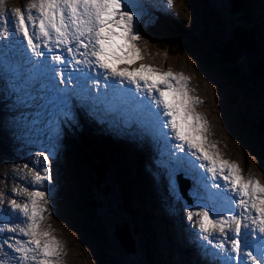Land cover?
I'll list each match as a JSON object with an SVG mask.
<instances>
[{"label":"rangeland","instance_id":"obj_1","mask_svg":"<svg viewBox=\"0 0 264 264\" xmlns=\"http://www.w3.org/2000/svg\"><path fill=\"white\" fill-rule=\"evenodd\" d=\"M247 1L251 7L250 14L253 13V17L259 20H257L258 24H255L259 26L258 37L264 42V18L258 17L259 15L264 16V0ZM26 3V0H6V7L15 9ZM227 3L231 7L229 0H192L191 5H187L184 0H173V9L169 10L164 0L162 6L167 12H170L166 15H164L165 12L161 11V5L158 6L157 3L153 4L154 11L144 8L143 19H146L145 14L150 13L155 19L154 25H156L149 28L139 25V32L144 34L142 37L144 39L141 40L142 44L140 43L139 48L143 59L147 48H150L153 55L152 60L157 67L162 66L164 69L170 67L176 68V70L181 68L194 77L196 92L202 97V103L196 104L194 110L205 120L208 119V123H211L212 137L220 142V151H225L227 158L240 163L244 175L247 174L255 179L258 177V180L264 184V162L260 157V147H264V135L258 136L254 132L255 121L261 117L264 99L262 90L256 83L247 80L248 71L243 65L242 68L245 71L243 70L242 74L245 76L235 80L225 77L222 69L217 65L207 66L206 54L210 52L212 47L219 46L222 40L233 32L231 25H233L234 19L227 15L229 10ZM175 10L181 16L177 19L181 24H184V29L191 30L190 36L177 40V43L182 44V47L185 46L183 50H186V46L188 47V52L168 54L166 49H161L158 46V38L160 37V30L165 29L161 24L162 21L165 23L166 29L176 30L174 25L169 26L172 17L175 19ZM2 43L9 46L10 52H13L17 46H21L19 56L25 51L17 37H12L8 42L0 41V45ZM22 58L26 59L25 53ZM18 65H20L19 58ZM29 68H32V64ZM37 78L44 80V90L38 89L39 91L42 89L41 97L39 93L37 94V101H33L38 102L45 97L49 106L53 105L51 108L53 109V131L55 135L50 137L52 136L49 134L50 129L39 130L34 126L22 127L19 124L21 120L15 122V113L10 112V117L6 121L11 137L0 138V192L6 193L8 191L20 195L18 201L26 202L28 197L26 194H22L24 189L37 190L33 169L36 167L35 162L37 160L42 161V157H36L35 153L47 150L51 153L52 179L44 182L40 189L45 191L47 200V203H42V206L46 208L42 224L48 218L54 219L56 217L54 222L64 230L60 233L63 236L60 242L61 248H65V243H67L68 248L65 249H69L70 252L72 261L68 260V264H196L184 261L186 257L182 253L183 242L187 238H182L185 234L182 231H187L182 227H185L184 225L191 226L190 224L193 223L192 220L188 219V213H184L186 223H184L181 215L175 221L165 214L163 215L166 219L165 222L163 218L160 219L161 216L159 219L155 218V213L163 214L161 203L164 204L166 195H169L171 200L169 206L173 216V212L178 207L173 202H179L183 206L189 205L192 198L197 195L196 190L201 188V184L195 182L178 168H174L171 172H165L160 168V171H157L155 169L156 163L152 157L157 158L158 154L151 148L152 142L142 137L139 138L140 133L138 132L134 139L123 135V139L130 144L129 146L126 143L120 144L122 141H118L117 137L122 140V136L118 131H115L116 138L114 141L111 140V143L118 142V146L122 145L118 148L122 150L113 149L115 147L106 141L104 145L109 148L103 149L109 151L108 179L104 184L99 183L98 187H95L94 183L96 182L94 180L98 173L94 169H90L81 159V154L75 147V145L79 147L78 143L80 142L75 140L72 143L71 140V138L78 140V137H82L78 133L85 132L88 134L85 129H82L89 118L88 116L86 119L83 114L88 111L86 110L84 113L80 109L81 104L75 97L72 98L65 94L57 98L53 97V88L57 86L58 90L64 88L65 85L58 83L59 78L54 77L52 71H46L38 75ZM79 91L77 89L74 94L76 95ZM0 97L6 101L1 88ZM61 99L67 100V107L59 103ZM0 108L4 111L8 109V106L1 104ZM103 115L107 116L104 112ZM97 118L98 115L94 118L95 123ZM247 121L249 124H246ZM104 129L107 130L108 127L98 123L95 125L93 133ZM27 130L33 134L31 138L26 134ZM111 137L113 138V136ZM96 140L99 143L103 142L101 137H97ZM22 141L24 146L21 148L19 144ZM141 150L146 152V161L154 168L153 173L149 175V178L147 177L149 182L144 181L146 174L144 175L143 170L147 171L148 169L141 168L142 162L145 160L141 156ZM26 164L28 167H25ZM129 168H131L133 175L128 170ZM17 170H20L22 175L17 173ZM176 170L179 172H175ZM26 177H30L28 183L25 182ZM138 177L142 180L140 185H138ZM179 183L184 185L185 189L182 190ZM105 185L109 187L110 191L106 194L103 193L106 189ZM115 185L117 188L123 187L120 191L124 192L122 196L127 198L126 206L131 209L130 214L126 212L128 217L118 208L122 202L119 201L120 196L116 192ZM85 189L89 190L90 197L102 204L101 208L95 207L93 209L91 207L88 199L90 197L85 195ZM146 193L153 202L152 207L148 205L149 197L145 195ZM0 199H4V197H0ZM49 201H54V203L49 206ZM196 202L199 201L194 200V206H197ZM169 206H166L165 211H168ZM83 207L85 210L82 209ZM195 209L197 212L200 211L198 207ZM3 219V217L0 218V221ZM199 219H196L194 223L199 224ZM7 223L12 225V220H8ZM121 223H128L131 231L135 227L140 230L139 234L136 230L131 232L135 241V251L129 254L124 252L119 241L113 235L115 228ZM176 225L177 228L175 229ZM195 231L199 241H202L201 232ZM165 232H168V236L165 235ZM25 239L28 238L25 237ZM203 243L205 245L204 241ZM204 245L202 247L204 251L208 250ZM188 247L197 259H201V254L194 250L196 249L194 243Z\"/></svg>","mask_w":264,"mask_h":264},{"label":"snow or ice","instance_id":"obj_2","mask_svg":"<svg viewBox=\"0 0 264 264\" xmlns=\"http://www.w3.org/2000/svg\"><path fill=\"white\" fill-rule=\"evenodd\" d=\"M165 3L172 8L173 0ZM143 15L144 5L140 0H29L15 9L7 8L6 0H0V41L17 37L21 43L26 42L27 63L32 64L28 70L30 75L23 83L13 82V90L20 94L17 99L25 105L35 100L30 85L49 69L59 78L58 83L65 85L58 92L67 93L66 86L80 72L74 66L85 64L105 70V74L97 73L93 80L99 84L102 77L105 89L109 87L107 73L122 78L111 82L113 98L122 104L138 109L150 96L149 114L162 130L171 128L170 133L164 134L165 138L174 134L175 140L180 141L173 147L184 156L170 153L176 165L182 167L187 163L197 172L203 170L204 175L198 179L204 189L201 198L206 202L197 205L198 213L189 212L188 219L199 215V230L205 234L201 239L204 247L210 249L208 254L221 264H264V184L251 176L246 178L238 163L224 159L217 145L209 142L208 122L194 110L201 101L189 94L190 77L171 69L161 72L144 64L131 71L117 66L143 59L136 44L141 38L139 22ZM61 46L63 50L55 52ZM43 60L50 63L45 65ZM11 71L15 74L14 81L18 80V66L13 65ZM80 80L81 77L75 76L77 88ZM84 87H87V77ZM142 90L149 96L137 95ZM154 92L158 96L151 95ZM151 101L155 102V108L151 107ZM59 103L67 107L68 102L61 99ZM35 156L42 157L33 169L37 190L24 189L22 194L27 195V201L9 199L6 193L0 192V197H4L0 199V218L9 209L13 215L19 217L22 213L26 218L15 225L0 223V231L15 234L0 237V264H59L62 257L60 242L41 226L46 213L42 203L47 200L45 191L40 189L52 179L51 153L42 150ZM207 173H211L210 180ZM217 232L219 237L214 235Z\"/></svg>","mask_w":264,"mask_h":264},{"label":"bare ground","instance_id":"obj_3","mask_svg":"<svg viewBox=\"0 0 264 264\" xmlns=\"http://www.w3.org/2000/svg\"><path fill=\"white\" fill-rule=\"evenodd\" d=\"M26 2H27L26 4H28L29 1L26 0ZM163 2H164V0H140V3H142L144 5V8L147 10L149 9L151 11H154L153 10V4L154 3H157L158 6L161 5V11L165 12L164 15H166L170 12H167L166 9L163 8V6H162ZM171 9H173V7ZM171 9H169V10H171ZM145 15H146V19L142 18V20L139 22V25L144 26L146 28H149L151 26H155L154 25L155 19L152 18V14L148 13ZM182 25H184V24H182ZM183 27H185V26H183ZM140 36H141V38L138 41H136V44L138 47L140 46V43L142 44L141 40L144 39V38H142L144 36L143 33H140ZM22 45H23V48L25 49L26 43L25 44L22 43ZM21 49H22L21 46H17V48L13 52H10L9 46H7L6 44H3V43L0 45V88H1V91L4 92V98L6 99V101H3L2 100L3 98L0 97V107H1V104H6L8 106V109L4 110V111L2 110V108H0V130H1L0 131V138L11 137V133H10L9 128H8V122L6 121L10 117V115H9L10 112L15 113V122H17V120H21V122L19 124H21L22 127L30 128V127L34 126L36 129H39V130L50 129L51 132H49V134L52 135L50 137H53V135H55V132L53 131V109L51 108V107H53V105L49 106L47 99L45 97L41 98L38 102H35V101H37L35 99V101H31L28 105L22 104L17 99L18 95H20V94L13 90V87H12L13 82H15L17 85H19V84L23 83L25 81V79L30 75L28 70L30 69L29 67H31V64L27 63V60H28L27 55H26L25 60L22 58L25 51H23V54L21 56H19V54L21 53ZM57 50L62 51L63 46H61L60 48H57ZM66 55H68L69 57L71 56V54H66ZM18 58L20 59V65H18ZM152 58H153V55L150 52V48H147L146 55H145L144 59L138 60L134 64H131V65L119 64L117 66L121 69L127 68L128 70L131 71L135 68H138L141 64H144V65H150L153 68L159 69L161 72H164V71L171 69L174 73H183L185 76L190 77L189 94L192 97L198 98L202 103V97L199 94H197V92H196L197 88L195 85V79L193 76H191L190 73H188V71H185L184 69H181V68H179V70H176V68L174 69V68H170V67L165 68V69L162 66L157 67L156 64H154ZM46 63H47V60H46ZM52 63L57 64L55 61H52ZM13 65L18 66V70L20 73V78L18 80H15V81H14V75L15 74L11 71V67ZM45 65H47V64H45ZM86 66H89V65H86V64L85 65H75L74 67L81 70L83 67H86ZM67 71H68V69H67ZM48 72H51V69H49ZM102 72L105 73V70L101 69L99 73H102ZM107 76H108V80H109V87H108L107 91L113 97L114 89L112 87L111 82L112 81H119L122 78L112 77L110 73H107ZM102 82H101V84H104V80ZM127 83L128 82L125 80L124 84H127ZM44 84H45V82L42 78H37V82L33 81L31 83L30 91H32V93L35 95L36 98H37V94H39V93H40V97H41V93H42V89H43ZM80 84H82V83L80 82ZM70 85L72 87V90H70L68 88L67 93H65V95L73 98V97H75V95H73V92L77 88V84L75 83V76H74V82ZM99 86L101 87V85H99ZM117 87H119V86H117ZM130 87L132 89H135V85H131ZM161 87H163V85H161ZM40 88H42V89L39 91L38 89H40ZM93 93L94 92L91 90L89 85H87L86 88L84 87V93L82 95L78 96L79 97L78 101L81 104L80 109L84 113L86 110L88 111L85 114H83L86 119L89 116V118L85 122V128L88 127L91 129V128H94L96 124L101 123L99 116L97 118V122L96 123L94 122V118L98 115L97 114V109H98L102 115H103V112L106 113L107 116H105V117L108 118V121L105 122L102 119V117H101V119L103 120V122L105 124H107L108 129L107 130L104 129L102 131H97L96 133H90L89 132L88 138H89V142L92 146H94L97 149L104 148L105 147L104 144H106V141H108L110 143V145H113L111 143V140L114 141V139L116 138V136L114 134L115 131H118V133L122 136V140L117 137L118 141H122L120 144L126 143L129 146L130 144L128 142H125V140L123 139V135H127V137L134 139L137 132H140L143 135L144 139H146V140L150 139V141L152 142L151 148H153V150L157 149L156 152L159 154V156H157V158L152 157L154 163H156L155 169L157 171H160L159 167H158V163L160 162V159L163 161L167 160V155H166L167 152H170V153H171V151H174V152L177 151V153L179 152L178 149H175L173 147V145L180 143V141L175 140L174 134L165 138L164 134L170 133L171 128L169 127L168 129L162 130L160 128L159 122L154 120L151 117V115L149 114V111L145 108L144 105L140 106L138 109H134L131 105H125V104H122L119 101H117L118 102V108L116 110L113 109L112 111H108L109 109H107L99 101L100 99L102 100V98L104 97L103 92L97 91V93H96L97 96L92 95ZM138 94L139 95L144 94L146 96H149V94H147L146 91H144V90H142V93H138ZM52 95L54 98L60 97L62 95L58 92L57 86L53 88ZM151 95L158 96V93L154 92ZM15 96H16V98H15ZM76 96H77V94H76ZM147 100L150 101V96ZM113 101H115L114 98L112 99V102ZM151 103L154 104V108H155V102L151 101ZM95 107L97 109H95ZM162 119L167 120V119H170V117H163ZM147 124H148V126H147V128H145L144 126ZM133 125H135L134 128H133ZM211 126H212L211 123H208V132H207L208 134H206V135L208 136L209 142L215 143L217 145V148L219 149V152L224 159L232 161L231 159L226 157L225 151H222V152L220 151L221 144H220V142H218L216 139H214L212 137L213 133L211 132ZM104 133H105V136H104ZM26 134H28V136H30V138L33 136V134L29 133L28 130H27ZM83 135L88 136V135H86V133H84ZM111 136H113V138ZM97 137L98 138L101 137L103 139V142L99 143L96 140ZM173 140H174V142H173ZM23 144H24V142L22 141L19 144V146L22 148L24 146ZM26 152H28V151H26ZM181 155H184V153H181ZM141 156H142V158H145L143 156V154ZM192 159H194V157ZM174 160L175 159L171 156L168 158L166 163L167 164L173 163ZM131 164H133V163H131ZM167 164L165 165V167H169L171 169L172 167L170 166V164L168 166H167ZM238 164H240V163H238ZM144 165H146L145 160L142 162V165H141L142 169H143ZM176 167L178 169L184 171V173L188 177L195 180V182H199L198 178L200 176L204 175L203 170H200V172H197L196 170L191 169V167L187 163H185L182 167L177 166V165H176ZM145 169H148L147 166H145ZM161 169H164V168L162 167ZM17 171H18L17 173H20V175H22V172L20 170H17ZM147 171L149 174H152L154 171V168L151 167ZM143 172H145V171L143 170ZM145 174L146 173H144V175ZM20 175H18V176L20 177ZM206 175L210 180L211 179V173H207ZM244 176L247 178L249 175L245 174ZM21 177L24 178L23 176H21ZM255 177H256V175H255ZM257 179H258V177H257ZM29 181H30V177H26L25 182L28 183ZM144 181L149 182L147 176L145 177ZM216 182L225 183L222 180H217ZM192 186L195 188L193 183H192ZM202 190H204V189L201 186V188L197 191L198 194L192 198V201L190 202L189 205L183 206V205H180L179 202H173L175 205L178 206L175 209L176 212L175 211L173 212V216L171 213V207L169 206L171 203V200L169 199V195H166V198L164 199L165 200L164 204L161 203L163 205L161 207L163 209V214L160 215L159 213H155L156 218L159 219V217L161 216L160 219L163 218V221L166 222V219L163 216L166 214L165 216L171 218V220L173 219V220L177 221L178 220L177 217H179L181 215L183 217L184 223H186V218L184 217V213H189V212L198 213L195 209V207L197 208V206H194L193 201L194 200L199 201V202L195 203L196 205L206 202L205 200H203L201 202V200H202L201 197L203 196V194L201 192ZM164 192H165V190H164ZM6 194H7V197L9 199L15 198V199L19 200V198H20V195H16V194L10 193L8 191H6ZM53 203H54V201H49V206ZM166 206H169L168 211H165ZM5 207H6V209L8 208L7 205ZM49 210H51V209L49 208ZM3 218L4 219L1 220L0 223H7L8 220H12V225L21 223L22 220H26V218L23 217L22 213L20 214L19 217H17L16 215L12 214V211L10 209L6 211ZM54 219L56 220V217H54ZM54 219H52L51 217L48 218L41 226L44 230L50 231L51 234L54 235L59 242H61V240L63 239V236L60 233H62L64 230L60 225H58L57 223L54 222ZM196 219H199V215H194L192 222L194 223ZM180 221H181V219H180ZM48 223H49V226H48ZM193 223L191 226L184 225L185 227H182L183 229L187 230V231H182L183 234L185 233L182 238L187 237L186 241L183 242L184 244L182 246V248H184L187 252V255H186V258L184 259V261H188V263L192 262V263H196V264H215V260H218V259H215L211 255L208 254L210 249L204 251V249L202 248L204 243L203 242L198 243L199 237H197L195 235L196 231L194 229H199V224H195V223L193 224ZM177 225L175 226V229L177 228ZM166 234L168 236V232H165V235ZM202 234L205 235L204 233H202ZM10 235H15V234L0 231V237H6V236H10ZM214 235L219 237L220 234L217 232ZM17 238L26 240L25 237H23V236H17ZM192 243H195L196 246L198 247V250H201V252H202L201 256H200L201 259H197L193 255V252L191 251V249L188 247ZM64 247L68 248L67 243H65ZM65 248H60V251L62 253V257L59 261V264H68V260L72 261L70 259L69 249H65ZM5 250L9 251L10 255H15L14 253H12V251L10 249H5ZM194 250H196V249H194ZM0 255H2V253H0ZM182 263H183V261H182Z\"/></svg>","mask_w":264,"mask_h":264},{"label":"trees","instance_id":"obj_4","mask_svg":"<svg viewBox=\"0 0 264 264\" xmlns=\"http://www.w3.org/2000/svg\"><path fill=\"white\" fill-rule=\"evenodd\" d=\"M231 3V7L228 4L229 10L227 12V15L232 18L233 17V32L225 37V39L221 42V44L217 47H212L210 49V52L206 54L207 60V66H215L217 65L220 67L225 74V76L228 79L235 80L239 78L243 72V67H245V70L248 71L249 79L252 80L254 83H256L260 89L261 92L264 95V42L258 37V31L259 26L258 19L253 17L254 14H250V5L248 4L247 0H229ZM184 2L187 5H191L192 0H184ZM257 23V24H255ZM180 36L175 32L170 37H165L161 39L163 42L160 44L161 46H164L165 43L170 49L171 53L175 54L178 52H188V47L186 46V50H183L185 46H181L182 44L177 43V40L179 38L190 36L188 31H180ZM176 49V50H175ZM189 49H191L189 47ZM203 66V65H202ZM244 70V71H245ZM264 102V100H263ZM263 119L260 121L262 126H256L254 127V132L258 136L264 135V114ZM249 124V121H247ZM256 123V122H255ZM259 124V123H258ZM89 136H82L83 144L81 146L84 147H78L79 148V154L81 159L84 163L90 167V169H94L96 173H98V176L95 178L94 185L95 187H98L97 185L99 183L104 184L106 180L108 179V173H109V151L104 150L103 148L97 149L94 146H92L89 142ZM89 143V144H88ZM260 147V146H259ZM104 148H109L105 146ZM260 157L262 161L264 162V147H260ZM131 171V168L128 169ZM133 175V174H132ZM124 179V178H123ZM124 181V180H123ZM138 185L142 182L141 178L138 177L137 179ZM106 189L103 191L104 194H106L109 191V187L105 185ZM123 187L119 186L117 188V185H115L116 192L120 196L119 201L122 202L120 208L122 212L129 213L131 212V209H129L126 206L127 198L126 196H122L124 192H121L120 190ZM89 190L85 189V195L90 197L91 194L88 193ZM90 200V205L94 209L95 207L101 208L102 204L95 201L92 197L88 198ZM97 205V206H96ZM85 210V208H82ZM119 209V210H120ZM128 217V216H126ZM133 228V225H132ZM136 232L139 234L140 230L135 227Z\"/></svg>","mask_w":264,"mask_h":264},{"label":"water","instance_id":"obj_5","mask_svg":"<svg viewBox=\"0 0 264 264\" xmlns=\"http://www.w3.org/2000/svg\"><path fill=\"white\" fill-rule=\"evenodd\" d=\"M225 39V38H224ZM223 39V40H224ZM222 40V41H223ZM248 75V74H247ZM241 76H245L241 74ZM240 76V77H241ZM226 77V76H225ZM239 77V78H240ZM238 78V79H239ZM247 80L249 79V75L246 76ZM250 80V79H249ZM252 81V80H251ZM253 82V81H252ZM264 100V99H263ZM264 114V102L262 101V110H261V117L256 120V124L260 127L263 124L260 123V121L263 119ZM259 123V124H258ZM131 228L129 227L128 223H121V225L117 226L113 232V235L116 237V239L119 241L121 247L123 248L124 252L126 254L132 253L135 251V241L131 234Z\"/></svg>","mask_w":264,"mask_h":264}]
</instances>
